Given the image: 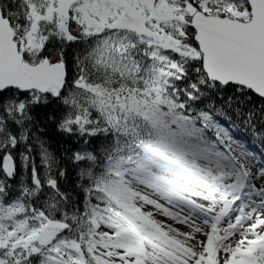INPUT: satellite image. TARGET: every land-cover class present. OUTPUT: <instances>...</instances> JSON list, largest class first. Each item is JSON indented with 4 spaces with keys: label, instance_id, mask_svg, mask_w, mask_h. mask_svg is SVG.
<instances>
[{
    "label": "snow or ice",
    "instance_id": "obj_1",
    "mask_svg": "<svg viewBox=\"0 0 264 264\" xmlns=\"http://www.w3.org/2000/svg\"><path fill=\"white\" fill-rule=\"evenodd\" d=\"M254 96L264 0H0V264H264Z\"/></svg>",
    "mask_w": 264,
    "mask_h": 264
},
{
    "label": "trees",
    "instance_id": "obj_2",
    "mask_svg": "<svg viewBox=\"0 0 264 264\" xmlns=\"http://www.w3.org/2000/svg\"><path fill=\"white\" fill-rule=\"evenodd\" d=\"M230 94L231 93H226L225 95L227 96ZM217 103L219 104L220 102L217 101ZM260 104V99L254 96L250 103L244 104L242 106L240 116L237 115L235 110H230L228 111V116L231 117V121H229L227 117L223 116L217 117V119H219L220 122L226 127L230 126L231 124H235L236 127L232 130V135L239 140L246 141L247 147L253 152L264 153V147H261V144L264 143V140L254 139L250 132L245 131L244 125L242 123L243 116L246 115V113L253 108L258 109L260 107ZM53 147H55V144L53 145Z\"/></svg>",
    "mask_w": 264,
    "mask_h": 264
},
{
    "label": "rangeland",
    "instance_id": "obj_3",
    "mask_svg": "<svg viewBox=\"0 0 264 264\" xmlns=\"http://www.w3.org/2000/svg\"><path fill=\"white\" fill-rule=\"evenodd\" d=\"M237 150H239V149H237Z\"/></svg>",
    "mask_w": 264,
    "mask_h": 264
}]
</instances>
